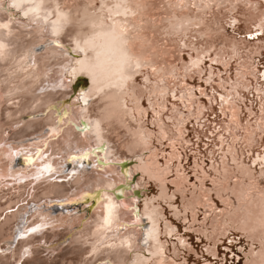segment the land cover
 <instances>
[{
	"label": "bare ground",
	"instance_id": "6f19581e",
	"mask_svg": "<svg viewBox=\"0 0 264 264\" xmlns=\"http://www.w3.org/2000/svg\"><path fill=\"white\" fill-rule=\"evenodd\" d=\"M249 1L243 0V3ZM13 2L0 0V25H8L7 28L0 27V217L5 213V220L0 225V264H24L30 259L49 264L61 255L54 254L57 250L64 253L63 262L70 259L72 264H182L181 261L190 264L189 256L193 255L195 259L201 254L204 256L182 238L179 226L171 220L181 217L178 207L174 206L173 195L179 193L181 204H185L184 186H188V176L180 175L178 181L172 182L176 184V191L170 195L167 174L174 160L181 164L182 156L177 146L188 143L185 124L192 118L198 123L203 116L202 107H205L187 79H193L194 73L202 79L203 61L207 57L212 63H221L227 71L233 60L243 57L240 55L242 49L249 48L248 53L259 55L264 47H251L249 42L234 39L224 43L188 44L187 36L192 26L200 27L195 29V38L203 36L204 40L206 35L214 33L209 25L220 19L204 17L212 8L211 3L227 4L229 11L235 12L233 0H37L40 4L38 15L27 17L12 7ZM191 5L195 6L197 14ZM232 17L239 21L235 14ZM256 23L264 32V14L250 20L246 31ZM101 27L117 31L122 28V39L126 43L105 46L107 79L98 91L88 96L93 91L91 78L82 72L75 75L73 72L79 68L77 61L91 54L79 51L77 44L94 28L99 31ZM181 42L182 48H189L193 54L186 62L183 57L175 56V61H180L177 65L165 56L181 52ZM167 46H173L175 51ZM251 63L239 61L234 77L229 74L225 78L218 77L217 86H212L218 94L214 92L210 102L217 101L224 115L231 117L220 121L216 132L210 124H206L203 132H198L199 141L207 135V129L215 132V145L222 151L221 155L225 146L231 148L227 153L232 154L233 162L237 161L241 166L236 163L230 166L231 159H223L211 177L212 189L201 188L205 185L200 182V188L191 190L186 212L191 210L192 221L196 223L199 219L196 209L205 204L217 206L212 190L220 187L214 194L224 202L228 201L232 209L220 220L219 227L218 215L213 216L210 236L213 243L212 247H207V253L214 258L221 257L220 239L228 237V231L234 228L251 240L249 246L259 244L257 251L251 246L245 253V264H264V188L260 187L253 171L239 161L236 144L227 145L231 135L239 137V130L244 131L245 137V133H260L264 129V82L257 81L253 89L262 101L256 116L259 122L243 125L242 109L236 101L239 88L250 87L244 78L253 73ZM141 68H152L143 83L137 79ZM212 68L205 80L207 85L215 81ZM150 76H153L154 84L148 88L146 83ZM78 77L85 79L87 87H79L76 94L71 86ZM259 77L264 80V72ZM178 89L188 115L179 113L178 117L174 106L168 117L173 121L172 126L159 115L151 122L158 132L146 129L142 115L149 114V110L161 113V108L167 106V97L172 91V97H175ZM206 92L203 90L201 94L207 95ZM145 98L146 105L142 102ZM249 111L253 113L251 109ZM114 135L120 137L121 142L115 141ZM161 137L170 140L172 147L165 167L161 166L153 145L155 138L161 143ZM121 148L134 156H144L146 151L150 153L146 160L141 158L136 169L159 182L157 196L149 197L138 189L142 183H134L133 169L125 162L131 157ZM247 151L253 152V149ZM84 154L87 159L71 162L72 156ZM214 154L215 149L210 152L211 156ZM18 158L20 162H17ZM254 158L255 163L264 165V150L254 154ZM196 159L199 160V163L194 161L197 171L207 180L208 171L201 166V158ZM69 163H72L70 168ZM180 164L178 168L182 167ZM215 164L213 160L211 171ZM47 166L54 171L43 172ZM261 173H264L263 169ZM233 178L236 181L231 186ZM196 189H201L199 194ZM251 189H256L257 195L250 194ZM84 192L89 195L84 197ZM234 199L238 200V207L234 206ZM160 200L169 205L171 217L166 216L167 208L157 204ZM72 203L81 204L82 210H77L78 206H69ZM56 204L61 212L53 215L49 209H54ZM10 209L15 210L10 212ZM184 216L187 219L186 213ZM19 217L24 219L21 225ZM16 224L22 227L17 237L14 233ZM34 228L36 231H32ZM14 238L18 242L10 249L8 240ZM54 238L75 247L65 250L64 244L55 246L57 241H51ZM227 249L233 251V248ZM68 254L72 258L66 257ZM226 257L224 254L225 261ZM203 264L212 263L206 259Z\"/></svg>",
	"mask_w": 264,
	"mask_h": 264
},
{
	"label": "rangeland",
	"instance_id": "374dc122",
	"mask_svg": "<svg viewBox=\"0 0 264 264\" xmlns=\"http://www.w3.org/2000/svg\"><path fill=\"white\" fill-rule=\"evenodd\" d=\"M233 4H236V7L234 9L235 12L229 11L230 7L227 4L214 5V3H211L212 8H210L207 11V13L204 14V17L205 18L216 17L215 19H217V18L220 19L219 22L209 25L211 27V31L214 33L206 35L204 40H203V38H204L203 36H201V37L199 36L198 38H195V35H197L195 33V29H199L200 27L199 26H192L191 27L192 31L187 36L188 44H191V42H200L203 44L210 43V42H216V43L217 42H220V43L223 42L224 43V42H230L231 39H234V40H238V41L249 42L250 44H252L251 47H253V45H261V46L264 45V32L262 35H259L255 38H249L246 35L248 32L251 31V28L253 26V25H251L250 29H248L246 31V29L248 28L247 27L248 22L250 20L258 19V18L262 17V15L264 14V0H250L249 2H244V3H243V0H233ZM257 6H258V8H256ZM190 7L194 10V13H196V14L198 13L195 10V6L191 5ZM238 8H239V11H238ZM234 14L239 18V21H236L234 19V17H232V16H234ZM163 17H166V15H164ZM199 18H200V20H202L201 17H199ZM182 44L183 43L181 42V45H180V48L182 50L181 52L175 51V48L173 46H167L166 47L167 49H169L171 51H175V52L170 53V54H168V56L166 55L165 57L168 58L170 61H172V60L175 61V56H181L184 58L185 62L188 61V57L193 54V51L190 50L189 48H182ZM243 45L244 44H242V46ZM248 50H249V48L242 49L240 51V55H242L243 57L240 58L239 60H233L230 63L227 71L225 70V67L221 63H212L210 61V58L207 57L203 61L204 62L203 63V71L204 72H203V74H201L202 79L199 78L200 75H198V73H194L193 79H187L188 84L191 87H194V93L196 94V97L200 100L201 104L205 105V107H202L201 114L203 116L200 119V121H198V123L195 121V118H192L190 121H188V123L185 124L186 125L185 137H186V140L188 141V143H185L183 146H180V145L177 146L178 151L180 150L179 152L181 153V156H182L181 157V164L179 163L178 160H174V163H170L171 168L167 174V184H168L169 192L171 195V193H175V191H176V184H174L172 182L178 181L180 175L186 174L188 176V183H187L188 186L187 187L184 186V189H185L184 195L186 196L185 204H183V205L181 204V195L179 193H176L175 195H173V198L175 199L174 206L178 207V211L181 213V217H180V219H177V220L171 218V220L173 222H175L174 225L179 226V229L181 230V231H179V234L182 235V238L186 239L189 243H191L195 250H198L199 252L204 253V256H202L203 254H201V256L198 259L197 258L195 259L193 255L189 256V259L191 261L190 264H195V263L203 264V262L206 261V259H208V262H211L212 264H245V261L247 259V257H245V253L248 252V250L250 249L251 246H253L255 248V251H257L258 247H259V244H257V243L253 244V242H252L253 245L249 246L251 243V240L247 239V237L245 236V234H243V232H241L237 229L231 228V230L228 231V237H226L224 239L223 238L220 239V244L218 245V247H219V249L221 248L220 249V256L221 257L214 258L213 256H210L207 253V251H206L207 247L208 246L212 247V243H213V238L210 237L212 235V232H213V227L211 225V220H212L213 216L218 215L216 219H217V226L219 227L220 226V220L223 218V216L226 213L231 212V209H232V206L228 201L224 202L223 198L219 199L214 194V190L215 191L220 190V187H218V186L214 187V190H212V196H214L213 199H214L215 203L217 204V206L213 205L212 207H210L209 205L205 204V206H202V207L196 209V211H198V218H199L196 223H194L192 221L191 210L187 209L188 211L186 212V207L188 206L187 202H188V200L191 199V190L195 189V187L200 188L201 183H203L205 185V187H201V188L212 189L213 184L211 181V177L214 176V174H213L214 171L218 170L219 165L223 162V159L227 160L228 158H230L231 159V162H229L230 166H233V163L237 164V161L233 162L232 154L227 153V149H229V152H230L232 150L231 148H228L227 146H225L224 154L221 155L222 151H219L218 146L215 145V142H217V140H216L217 136H216L215 132L219 128V125L221 123L220 121H223L224 119L227 120L228 118H225V117L230 118L231 115L225 116L224 113L221 111L222 107H220V104L217 103V101L214 100L213 104H211L210 96L213 95L214 92L217 93L215 90H213L212 86H214V87L217 86L218 77L225 78L228 74L231 75L232 77L235 76V73H236L235 67L239 61L248 60V61L252 62L251 63L252 66L250 67V70L253 72L252 74H250L246 78H244V80H246L250 83V87L249 88H239L240 90L238 91L237 97H236L237 105L242 109V111H241L242 124L243 125H246L247 123L256 124V122H259V121H256V116L259 113L258 112L259 111V104H261L260 102H262V101H260L259 96L255 93V90H253V89H254L257 81L264 82L263 78L259 77L264 72V47L261 48V54H259V55H253L252 53H248L247 52ZM179 63H180V61H177V60L174 62V64H177V65H179ZM211 66L213 67L212 69L215 71V76H214L215 81H212V84L207 85L205 80L208 78L209 69ZM151 71H152V68H150V69L141 68V72L137 76L138 81L145 82V77L147 76V73H150ZM227 72H229V73H227ZM85 84L86 83L84 82L82 85H80V88L87 87ZM152 84H154V79H153V76H150V81L148 83H146V85H148L147 87L149 88ZM263 87H264V84H263ZM203 90H207L206 94L207 93L208 94L207 95L201 94V92ZM172 93H173V91L171 92V96L167 97V101H166L167 106L165 108H161L162 109L161 113L155 114L152 112V110H149V114L142 115L141 119H142V121L145 122L146 129H150L156 133L158 132L157 126L154 124H151V122H152V119L155 120L156 117H159V115H162L161 116L162 119L164 120V118H165L164 121L168 125L172 126L173 121L168 120V117L171 116V111L173 110L172 107H174V106L176 107V110H177L176 111L177 116L180 115L179 113L183 114L184 116L188 115L187 108H185L182 105V102L179 98V95L181 94L180 89L177 90V95L175 97H172ZM244 95L247 97V99H245ZM243 100H245L246 102L244 103ZM142 102L144 103V105H146V103H147L146 98L143 99ZM249 109H251L254 114L253 113L250 114ZM255 113H256V115H255ZM136 115L137 114L135 112V117L137 118L138 115L137 116ZM244 123H246V124H244ZM206 124H208V125L210 124L211 129L214 130L215 132L213 134V133H211L212 130L207 129L208 130L207 131L208 133L206 132L207 135L202 140L199 141L198 132H203L207 128ZM174 130H175V127H174ZM123 133H124V131H123ZM261 133H263V135ZM238 134H239V137H237L235 135H231L228 139L227 145L236 144V148H237L239 156H240L239 161L242 160L243 164L246 165L247 167H249L253 171L254 177L260 181V187L264 188V173H261V169H263V171H264V165L259 164V163H255L252 160V159H255L254 154H257V153H259V151L264 150V129L260 133H257L256 131H254L252 134H250V132L245 133V137H243L244 131H242V130L241 131L239 130ZM125 135H127V134H125ZM115 136L116 135H114V137ZM232 137H234V138H232ZM236 138H238V139H236ZM247 138H250V140L248 141ZM115 141L121 142V138L115 137ZM160 141H161V143H159L158 139H156V138L153 140V145L155 147L154 151H157V153H158V160H160L161 166L165 167L166 166L165 162L167 161V159H169V155L172 152L171 141L166 139V138H162V137L160 138ZM251 145H252V147H251ZM222 147H224V146H222ZM249 148H252L253 152L252 151H250L251 153L248 152L247 150ZM214 149H215V154H214V156H211L210 152ZM120 150L123 153H125V151H126V150L123 151V148H121ZM225 153H227V155H225ZM125 154L127 156L131 157V158H128L125 162L126 163L129 162L128 167H132V169H133V172H134L133 181H134V183L135 182L136 183H140V182L142 183V184L140 183L141 185H140V187H138V189L142 190L143 192H146L145 195H148L149 197L157 196L159 193V186H158L159 182L155 179L148 178V176L146 174H144L142 172V170L136 169L137 166L140 165L141 158L146 160L147 157L150 155V153L146 151L143 154L144 156H141V155L134 156L132 153H130V152L128 153L126 151ZM194 155H195V159H194ZM196 157L201 158V162H202L201 166H204L205 169L208 171V172H206V175H208L207 180L203 179V173H201L200 171L199 172L197 171L198 169L196 168L194 161L196 160L199 163V160L196 159ZM211 157H213V159ZM213 160L215 161L216 164L214 165L213 171H211L210 168L212 169V167H213L212 166ZM179 164L182 165L181 168H178ZM210 164H211V166H210ZM237 165H239V167H240L241 163L237 164ZM237 165H235L234 167H237ZM234 170L237 171V169H234ZM235 181H236V178H233L231 186L234 185ZM200 190L201 189H196V193L199 194ZM255 191H256V189H251L249 191V193L257 195V193H255ZM230 196L233 197L232 195H230ZM143 199H144V197L140 198V205L143 203ZM57 201H62V200H57ZM159 203H160L159 206H161V208H164V209L167 208L168 214L166 216L171 217V213H170L171 209H168L169 205L162 202L161 200L158 201L157 204H159ZM233 203H234L235 207L239 206V205H237V203H239L237 199H234ZM31 206H33V205H31ZM31 206H30V208H31ZM180 208L184 209V211L181 212L179 210ZM12 210L14 211L15 209H10L9 211L12 212ZM75 210H76V208H75ZM77 210H79V208H77ZM49 211H52L53 215H56V214L61 212V211H58L57 207H54V209L53 208L49 209ZM70 211H73V209H70ZM63 212H65V211H63ZM185 213L187 214V219H184ZM0 219H1V221H0V225H1L2 222H4V220H5V213L0 217ZM23 221H24V219L22 217H19V219H18L19 225H21V223ZM230 223H232V222H230ZM17 224L14 225V227H15L14 233L16 234V237H17V235L19 236L21 234V231H22V227L20 228V226ZM24 224H25V222H24ZM230 225L233 226L234 223H232ZM10 226L12 227L13 224ZM10 226H9V228H11ZM186 227L188 228V230L186 229ZM17 228H19L18 231H16ZM189 228H194V229L199 228V229L195 230L196 231L195 232L193 230H190ZM198 230H202L206 233L205 234L199 233ZM163 238H165V237L163 236ZM232 238H233V240H232ZM17 240L18 239H16V238L12 239V241L8 240L9 242L7 243V246L10 247V249H13V247L16 246V242H18ZM57 240H58V238H54L51 241L53 242V241H57ZM172 240L175 241L176 237L173 236ZM230 241H232V242H230ZM224 242H225V244H223ZM65 243H66V245H65ZM67 243L68 242H64V241L58 242L57 241V242H55V246H57V245L60 246L62 244L61 245V247H62L64 244L63 247L65 248V250H72L75 247V245H68ZM48 245H49V243H48ZM227 248H233V251L230 249H227ZM63 252H65V251H63ZM169 252L172 253V251H169ZM171 253H169V254H171ZM54 254L56 256L59 254H61V255L59 257H57L51 263L49 262V264H72L70 259H67L65 262H63V260L61 258L64 255V253H62V250H57L54 252ZM224 254L227 255V257H226L227 261L224 260ZM40 256L45 257L46 254H41ZM46 257H48V256H46ZM66 257L72 258V255L68 254ZM180 263L183 264L182 261ZM24 264H39V261L36 259H30V260H28V262H26Z\"/></svg>",
	"mask_w": 264,
	"mask_h": 264
},
{
	"label": "snow or ice",
	"instance_id": "6c2138e0",
	"mask_svg": "<svg viewBox=\"0 0 264 264\" xmlns=\"http://www.w3.org/2000/svg\"><path fill=\"white\" fill-rule=\"evenodd\" d=\"M26 6V7H25ZM12 7L22 11L24 16H29V14L38 15L40 4L37 3V0H14ZM0 27L7 28V24L0 25ZM56 30H54L55 32ZM122 28L117 31L115 28L103 29L96 31L95 28L91 34L85 37L82 41L78 42L77 48L79 51L90 52V56L86 57L84 60H78L77 64L79 68L73 72V75L76 72H82L85 75L89 76L92 80L93 91L88 93V96L94 94L95 91H98L100 85L104 84L107 79V69L105 66V55L104 48L106 45H111L119 42L121 45L126 43V40L122 39ZM100 41H103L101 43ZM82 96L84 93L81 94ZM86 102V101H85ZM83 112L84 109H81ZM62 122V121H61ZM97 128L99 125L97 124ZM71 162L77 163L87 159V154L84 155H74L71 158ZM43 172H51L54 169L51 166L45 167ZM88 192H84L83 196L87 197ZM36 231V229H32Z\"/></svg>",
	"mask_w": 264,
	"mask_h": 264
},
{
	"label": "water",
	"instance_id": "95a60500",
	"mask_svg": "<svg viewBox=\"0 0 264 264\" xmlns=\"http://www.w3.org/2000/svg\"><path fill=\"white\" fill-rule=\"evenodd\" d=\"M85 82V79H83L82 77H78L77 78V80H76V82H74L73 84H72V86H71V89L77 94L78 92H79V90H80V86H79V84H83ZM65 84H67V83H65ZM20 162L21 161V159L20 158H18V160H17V162ZM71 164L72 163H69L68 164V167L70 168L71 167ZM119 200H120V198H119ZM59 206V204H56L55 206L58 208V206ZM66 205H69V204H66ZM69 206H78V208H79V211H81L82 210V206H81V204H78L77 205V203H72V204H70ZM60 207V206H59Z\"/></svg>",
	"mask_w": 264,
	"mask_h": 264
},
{
	"label": "trees",
	"instance_id": "16d2710c",
	"mask_svg": "<svg viewBox=\"0 0 264 264\" xmlns=\"http://www.w3.org/2000/svg\"><path fill=\"white\" fill-rule=\"evenodd\" d=\"M51 208H52V207H51ZM51 208H50V209H51Z\"/></svg>",
	"mask_w": 264,
	"mask_h": 264
}]
</instances>
